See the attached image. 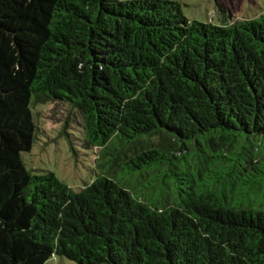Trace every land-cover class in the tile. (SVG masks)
Returning a JSON list of instances; mask_svg holds the SVG:
<instances>
[{
  "label": "trees",
  "instance_id": "obj_1",
  "mask_svg": "<svg viewBox=\"0 0 264 264\" xmlns=\"http://www.w3.org/2000/svg\"><path fill=\"white\" fill-rule=\"evenodd\" d=\"M82 115L96 176L27 169L32 107ZM264 264V12L0 0V264Z\"/></svg>",
  "mask_w": 264,
  "mask_h": 264
},
{
  "label": "rangeland",
  "instance_id": "obj_2",
  "mask_svg": "<svg viewBox=\"0 0 264 264\" xmlns=\"http://www.w3.org/2000/svg\"><path fill=\"white\" fill-rule=\"evenodd\" d=\"M191 20L223 24L225 21L258 17L264 0H178ZM37 124L36 141L31 151L23 152L27 169L49 171L74 191L81 190L96 176L97 149L84 146L82 115L68 101L54 100L32 107ZM46 264H79L54 255Z\"/></svg>",
  "mask_w": 264,
  "mask_h": 264
}]
</instances>
